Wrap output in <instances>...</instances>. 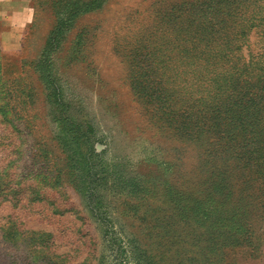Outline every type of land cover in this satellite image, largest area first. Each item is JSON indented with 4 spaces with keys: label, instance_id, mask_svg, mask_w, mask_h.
Returning <instances> with one entry per match:
<instances>
[{
    "label": "rangeland",
    "instance_id": "obj_1",
    "mask_svg": "<svg viewBox=\"0 0 264 264\" xmlns=\"http://www.w3.org/2000/svg\"><path fill=\"white\" fill-rule=\"evenodd\" d=\"M0 22V264H264V0H31Z\"/></svg>",
    "mask_w": 264,
    "mask_h": 264
},
{
    "label": "crops",
    "instance_id": "obj_2",
    "mask_svg": "<svg viewBox=\"0 0 264 264\" xmlns=\"http://www.w3.org/2000/svg\"><path fill=\"white\" fill-rule=\"evenodd\" d=\"M31 0H0V22L15 31H22L31 24Z\"/></svg>",
    "mask_w": 264,
    "mask_h": 264
}]
</instances>
